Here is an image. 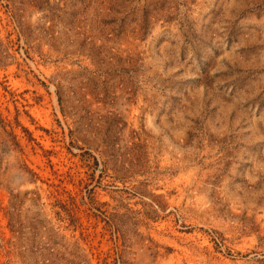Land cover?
I'll list each match as a JSON object with an SVG mask.
<instances>
[{
	"label": "rangeland",
	"instance_id": "374dc122",
	"mask_svg": "<svg viewBox=\"0 0 264 264\" xmlns=\"http://www.w3.org/2000/svg\"><path fill=\"white\" fill-rule=\"evenodd\" d=\"M0 264H264V0H0Z\"/></svg>",
	"mask_w": 264,
	"mask_h": 264
}]
</instances>
